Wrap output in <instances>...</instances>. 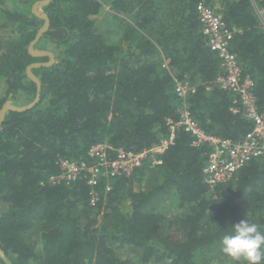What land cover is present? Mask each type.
I'll list each match as a JSON object with an SVG mask.
<instances>
[{"label":"trees","instance_id":"16d2710c","mask_svg":"<svg viewBox=\"0 0 264 264\" xmlns=\"http://www.w3.org/2000/svg\"><path fill=\"white\" fill-rule=\"evenodd\" d=\"M36 0H0V107L30 102L28 44L44 20ZM203 2L232 29L229 49L264 110V28L255 5L264 0H49V26L35 49L55 61L33 68L40 98L7 110L0 126V264H239L220 250L231 224L247 218L264 231V155L231 179L210 186L203 169L211 147L176 125V80H189L190 115L209 134L237 141L253 124L237 97L214 82L223 73L201 31ZM111 9L108 38L94 20ZM122 13L127 20L115 14ZM167 60L168 69L162 66ZM173 134L129 174L51 183L59 159L94 158L90 146L141 152ZM85 173V172H83ZM92 190L97 200L90 203Z\"/></svg>","mask_w":264,"mask_h":264},{"label":"built area","instance_id":"2783aa9c","mask_svg":"<svg viewBox=\"0 0 264 264\" xmlns=\"http://www.w3.org/2000/svg\"><path fill=\"white\" fill-rule=\"evenodd\" d=\"M195 9L201 24V31L206 38V44L211 51L217 53L220 66L223 68V73L218 75L214 82L221 89L229 91L237 97L244 118L253 124L252 129L237 141L205 133L190 115L187 103V97L195 91V85L187 79L175 81L173 90L180 103L179 119L176 125L193 135L194 144L207 142L211 147L203 172L204 181L213 186L218 182L231 179L252 158L264 155V110H258L256 96L252 92L253 78L242 74L235 54L229 49L232 29L226 28L221 16L203 2H198ZM255 10L264 28V6L255 5ZM162 66L168 69L167 60L162 62ZM172 137L173 134L157 146L141 152L117 149L111 157L108 156L106 144H93L88 150V155L94 158L93 162L60 158L58 161L60 173L51 175L49 180L51 183L65 180L69 182L83 177L88 184L94 186L102 174L110 176L129 175L144 157L151 163H159L160 160L156 159L154 155L163 151L166 145L172 141ZM97 198L96 192L92 190L90 203H94Z\"/></svg>","mask_w":264,"mask_h":264},{"label":"clouds","instance_id":"9594fccd","mask_svg":"<svg viewBox=\"0 0 264 264\" xmlns=\"http://www.w3.org/2000/svg\"><path fill=\"white\" fill-rule=\"evenodd\" d=\"M219 245L224 255L239 264H264V231L247 218L231 224Z\"/></svg>","mask_w":264,"mask_h":264},{"label":"water","instance_id":"95a60500","mask_svg":"<svg viewBox=\"0 0 264 264\" xmlns=\"http://www.w3.org/2000/svg\"><path fill=\"white\" fill-rule=\"evenodd\" d=\"M20 1L25 2L28 0H20ZM48 1L49 0H36L33 3L32 9H31L33 14H35L38 18H41L44 20V23L42 24V26H40L38 28L34 38L28 44V52L32 56H36V57L47 56L48 57L47 61L32 62L26 66V70H25L26 75L30 80H32L35 83L36 93L34 95V98L30 102H28L27 104H24V105H18V104L13 103V101L10 98L6 99L0 107V126L2 125V122L4 120V116H5V113L7 110L23 111V110H26V109L30 108L31 106H33L39 100L41 82H40L39 77L36 74H34L33 68H37L39 66H49L55 61V55L51 50L35 49L34 48L35 43L40 39L42 33L49 26V18L47 16V14L45 12H43L41 9H40L41 11L38 10L42 5L47 4Z\"/></svg>","mask_w":264,"mask_h":264},{"label":"crops","instance_id":"0c3cea01","mask_svg":"<svg viewBox=\"0 0 264 264\" xmlns=\"http://www.w3.org/2000/svg\"><path fill=\"white\" fill-rule=\"evenodd\" d=\"M106 5H107V6L102 7L100 13L98 14V15H101V16H100V19H101L102 17H104V19L100 21V24H99V25H100V27H101V30L107 35V37H108V38H112V35H113L114 33H112V31H111V29H110V25H111L110 17L113 18V14H114V12L111 11V9L109 8L108 4H106ZM42 6H43V5H42ZM42 6H41V7H42ZM41 7H40L38 10H40ZM115 14L118 15V16H120V17H122L123 19L127 20V18L124 17V15H123L122 13L118 14V13L115 12ZM98 15H96V16H98ZM96 16H93V17L95 18ZM98 23H99V22H98ZM113 28H114V27H113ZM117 32H118L117 35L120 36V34H121V29H120V27H119V29H118Z\"/></svg>","mask_w":264,"mask_h":264},{"label":"rangeland","instance_id":"374dc122","mask_svg":"<svg viewBox=\"0 0 264 264\" xmlns=\"http://www.w3.org/2000/svg\"><path fill=\"white\" fill-rule=\"evenodd\" d=\"M41 11V10H40ZM100 16L101 15H98V16H96L95 17V21L98 23V24H100V21L101 20H103L104 19V17H102L101 19H100ZM110 21H111V25H110V29H111V31H112V33H115V31H117L116 29H114V28H116V24H115V21H114V19L112 18V17H110ZM114 27V28H113ZM101 28V27H100ZM104 33V32H103ZM28 103V102H27ZM26 103V104H27ZM25 104V103H24ZM24 104H22V105H24Z\"/></svg>","mask_w":264,"mask_h":264},{"label":"flooded vegetation","instance_id":"af4514ba","mask_svg":"<svg viewBox=\"0 0 264 264\" xmlns=\"http://www.w3.org/2000/svg\"><path fill=\"white\" fill-rule=\"evenodd\" d=\"M32 6H33V3H32V5H31V9H32ZM46 50H49V49H46Z\"/></svg>","mask_w":264,"mask_h":264}]
</instances>
